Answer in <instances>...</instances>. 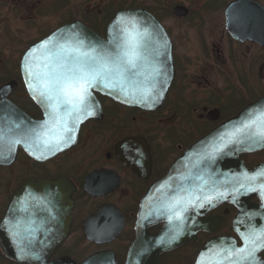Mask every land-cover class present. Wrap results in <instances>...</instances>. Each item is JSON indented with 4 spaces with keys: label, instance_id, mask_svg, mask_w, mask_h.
<instances>
[{
    "label": "flooded vegetation",
    "instance_id": "flooded-vegetation-1",
    "mask_svg": "<svg viewBox=\"0 0 264 264\" xmlns=\"http://www.w3.org/2000/svg\"><path fill=\"white\" fill-rule=\"evenodd\" d=\"M140 1L133 8L155 18L170 46L174 77L162 105L145 110L95 92L101 116L80 126L70 148L36 159L17 144L13 160L0 165V175L7 174L0 178V240L17 242L20 238L2 236V221L21 185L61 182L49 189L52 204H29L28 254L35 258L17 262L0 244V264H210L219 248L230 247L232 241L236 247L243 246L241 232L264 226V201L259 193L244 200L233 191L236 183L232 186L224 179L227 185L216 187L220 184L217 176L198 179L204 168L201 163L180 166L179 162L198 138L264 95L263 89L254 98L248 94L264 82V44L255 36L264 35V0ZM115 13L102 19L91 10L85 18L75 14L62 25L79 21L104 36ZM19 62L18 76L11 78L17 87L7 99L31 119L40 120L43 112L24 87ZM235 92L245 102L232 113ZM110 129L117 131L115 136L107 135ZM126 138L132 140L122 143ZM242 158L247 167L264 162L262 156L249 161ZM172 166L174 198L188 197V193L214 196L216 191H226L228 197L185 213L183 231L176 240L135 257L130 247L144 196ZM179 168L191 171L190 181L179 179ZM177 227L175 220L170 227L165 220L148 222L146 240L162 237L167 243ZM256 264H264V249L256 253Z\"/></svg>",
    "mask_w": 264,
    "mask_h": 264
},
{
    "label": "snow or ice",
    "instance_id": "snow-or-ice-1",
    "mask_svg": "<svg viewBox=\"0 0 264 264\" xmlns=\"http://www.w3.org/2000/svg\"><path fill=\"white\" fill-rule=\"evenodd\" d=\"M75 27V26H73ZM55 35V34H54ZM63 34H61L62 36ZM147 31L141 32L137 22L132 17L123 15L113 22L109 50L103 42H87L78 35L63 42L52 38L46 39L38 47L32 48L25 56L24 71L29 77L28 83L33 98L39 99L48 112V120L33 128L20 131L19 124H9L0 118V144L9 145V154L14 151L12 145L33 140L43 145L41 156L45 152L55 154L62 150V146L74 141L76 125L82 123V117L92 115V89L102 88L120 93L139 92L140 98L147 101L152 96V89L144 85L158 70L147 73L144 69L147 62L146 45L144 38ZM42 50V62L37 63L34 56ZM143 77V81L138 80ZM158 95V94H157ZM155 99V96H152ZM218 143H214L211 151L204 154L203 159L214 162L220 154H228L226 149L232 145H240L246 141L249 146L264 145V113L258 118L243 120L232 131L221 134ZM3 154L0 153V156ZM3 158H7L4 156ZM38 159L41 157H37ZM242 180L238 178L239 187L233 191L239 194L259 191L264 198V168L253 173H241ZM203 180V177H198ZM243 189V193H240ZM203 192V188L200 189ZM228 193L216 191L215 195H189L188 197L174 198L166 206L169 221L179 222V227L167 243L176 240L183 231V223L187 218L184 214L189 211H198L214 200L227 199ZM235 200L236 197L233 196ZM15 210V207L13 211ZM250 218L251 215L249 214ZM13 236L18 237L19 224L12 225ZM243 241L242 247H236L235 241L230 247H221L215 252L216 259L210 264H256V253L264 249V226L249 227L247 232L240 233ZM211 250V249H210ZM24 253V249L21 248ZM204 254H202L203 257ZM202 264V262H201Z\"/></svg>",
    "mask_w": 264,
    "mask_h": 264
},
{
    "label": "water",
    "instance_id": "water-1",
    "mask_svg": "<svg viewBox=\"0 0 264 264\" xmlns=\"http://www.w3.org/2000/svg\"><path fill=\"white\" fill-rule=\"evenodd\" d=\"M121 15L134 18L137 22L139 30L141 32L146 30L148 33L143 41L146 45L145 55L147 56V62L145 63L144 69L147 73H152L154 70H158L159 74L154 75L151 80L144 86L149 87L153 90L152 96H155V99L153 100L152 96H149L147 101L142 100L140 98L139 92L133 93L132 91H128L127 93H120L118 91H109L102 88L92 89L93 99L91 110L93 114L82 117V123L76 125V130L74 132V141L69 143L68 145L62 146V150L56 151L55 154L70 148L76 142L78 130L87 119L100 118V104L96 99L93 91L98 92L104 96H108L113 100L128 106H135L145 110H154L159 108L162 105L163 99L174 77V67L170 55L169 42L166 38L165 32L150 13L141 8H132L122 9L116 12L114 17L107 25L105 37H100L97 33L93 32L83 23L75 21L57 28L44 38L30 45L21 58L20 72L27 92L29 93L35 104L42 110L43 117L40 120H33L7 99L8 94L14 91L17 87V82L15 80H10L0 86V118H3V120L9 124H19L20 129H16L15 131L33 128L36 125L42 124L44 121L48 120V112L45 110L44 105L39 102L38 98H33V93L32 91H30L28 83H26V81L29 80V77L26 75L23 67L26 54L32 48L38 47L40 43L46 39L52 38L54 42L56 40H60V42H63L65 39H70L75 35H78L80 38H84L86 43L103 42L105 46L109 48V50H112L113 46L108 44V41L111 38L113 22L117 19V17ZM61 34L63 35L61 36ZM255 36L259 38L257 40H259L261 44H264L263 33H258ZM234 37L236 38L237 36L234 35ZM34 56L37 58V63L42 62V50H38L36 53H34ZM137 79L143 81V77H138ZM249 113L252 114V118H258L261 116V113H264V96H261L249 102L234 116L221 122L219 125L197 139L179 159V162H181L180 166H188L189 164L193 165L201 163L204 166L203 170L201 171V176L204 179L217 176L219 177L220 184L215 185L216 187H225L227 185L224 183L225 179L227 182L231 181L232 186L234 185V183H236V188H238L239 183L237 182V180L238 178L242 180L241 173L245 171H247L248 173H253L256 170L264 168V162L248 168L241 159V155L243 153H250L264 149V145L249 146L250 142L248 141L240 145H232L228 149H226V152L228 154L225 155L222 153L218 155L214 162H209L208 160L203 159V156L206 152L211 151L214 143L219 142L218 138L221 134L232 131L243 120L249 118ZM127 140L132 139L126 138L122 141V143ZM21 145L31 156L36 159H38L37 157H41L39 159H45L55 155L45 152L44 155L41 156L43 145L39 144V142H33V140L31 139L26 140L24 143H21ZM16 146L17 144L12 145L14 151L9 154V145L7 143L0 144V153L3 154L2 156H0V165H7L13 160L16 153ZM4 156H6L7 158H3ZM178 172L179 179L185 181L191 180L192 174L190 170H187L186 168H179ZM174 173L175 168L172 166L168 173L160 180H158L150 188L149 192L144 196V199L142 201L143 205L140 213V220L137 222L136 226L137 234L130 247V252H132L135 257H137L139 253L143 252L153 253L155 252L154 249L160 250L170 244L165 243V240L162 239V237L154 239V242L147 241L146 233L144 232V225H146L148 222L156 220H165L167 222V226L170 227L171 222L169 221V213L166 210V206L174 198V195L172 193V181ZM60 182L61 181L59 180L45 181L41 182L39 186H32V184L26 182L19 187L14 198L10 202L6 215L2 221L3 230L5 231L2 236H12V225L19 224L18 229L20 230V238L17 242H11V240L9 239L0 240L3 251L8 257L22 263L30 262L32 258H35L31 257V255L28 254V246L29 244H31V242L28 241L27 238L29 204L31 205L35 203L41 205L42 207L47 204H52V200L50 198L52 194L49 192V189L52 187H57ZM37 189H40V191L38 192ZM243 191V189H240V193H243ZM253 193L260 194V192L257 191L240 195L242 199L245 200L249 195ZM185 195L189 196L190 194L188 193ZM31 196L34 197L33 200H31ZM36 196H40V199L35 198ZM262 200L264 201V198H262ZM66 204L67 206L65 212L68 213L67 211L70 205L68 196L66 198ZM14 207L15 210L13 211ZM46 245L50 246V248L52 247V243H45V246ZM21 248L24 249V253L21 252Z\"/></svg>",
    "mask_w": 264,
    "mask_h": 264
},
{
    "label": "rangeland",
    "instance_id": "rangeland-1",
    "mask_svg": "<svg viewBox=\"0 0 264 264\" xmlns=\"http://www.w3.org/2000/svg\"><path fill=\"white\" fill-rule=\"evenodd\" d=\"M140 3V0H0V84L17 78L20 55L26 47L66 23L72 15L79 17L81 13L80 17L85 18L93 10L99 18L106 19L118 10L136 7ZM64 6L66 9L61 12ZM258 85L261 89L257 88V91L254 87L255 93L254 90L248 91L249 98L264 90V82H258ZM240 95L235 92L236 102L230 112L245 102L239 99ZM116 133L110 129L107 135L115 136ZM96 143H99L98 139ZM257 156L264 157V150L244 155L248 161ZM6 176L1 174L0 178Z\"/></svg>",
    "mask_w": 264,
    "mask_h": 264
}]
</instances>
